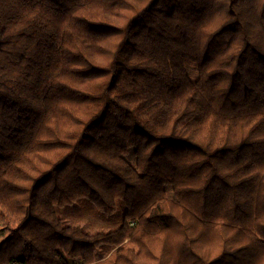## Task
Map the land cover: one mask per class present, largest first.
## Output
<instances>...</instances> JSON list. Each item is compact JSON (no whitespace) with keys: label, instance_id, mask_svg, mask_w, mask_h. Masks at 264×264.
<instances>
[{"label":"trees","instance_id":"trees-1","mask_svg":"<svg viewBox=\"0 0 264 264\" xmlns=\"http://www.w3.org/2000/svg\"><path fill=\"white\" fill-rule=\"evenodd\" d=\"M0 264H264V0H0Z\"/></svg>","mask_w":264,"mask_h":264},{"label":"rangeland","instance_id":"rangeland-1","mask_svg":"<svg viewBox=\"0 0 264 264\" xmlns=\"http://www.w3.org/2000/svg\"><path fill=\"white\" fill-rule=\"evenodd\" d=\"M188 85H181L159 92H151L149 94V101H158V105L151 111V115L158 122H165L170 114L178 107L180 101L185 97L189 91ZM201 112L198 116H202L207 110V104L202 101L200 103ZM128 159L133 161L132 157Z\"/></svg>","mask_w":264,"mask_h":264}]
</instances>
